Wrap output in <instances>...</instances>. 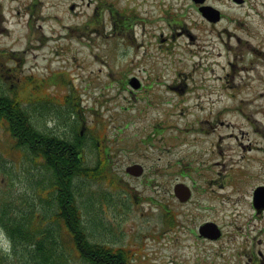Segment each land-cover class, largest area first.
Returning <instances> with one entry per match:
<instances>
[{
	"label": "rangeland",
	"instance_id": "obj_1",
	"mask_svg": "<svg viewBox=\"0 0 264 264\" xmlns=\"http://www.w3.org/2000/svg\"><path fill=\"white\" fill-rule=\"evenodd\" d=\"M204 3L221 18L208 22L193 0H0V90L21 98L33 125L60 131L73 122L79 128L77 107L89 169L98 166L97 125L110 127L108 135L119 137L133 158L142 149L150 169L160 168L145 175L143 182L153 180L143 190L123 175L125 164L119 174L135 190L119 179L99 183L96 176H75L71 183L86 239L129 249L128 264H248L252 247L260 257L250 264H264V211L256 213L251 199L264 183V0ZM112 7L128 14L127 33L108 27ZM132 74L142 84L134 93L126 85ZM149 83L152 92L144 89ZM34 85L43 88H37L38 101L63 96L78 105L61 99L35 114ZM4 126L0 122V204L31 210L32 224L46 222L42 227L54 230L61 254L52 264H88L71 250L75 241L59 219L57 193L47 188L42 166L23 170L27 163ZM194 153L207 164L206 178L221 168L226 180L214 197L213 182L203 188L195 177L193 228L180 226L172 189L177 181L190 183L181 170L199 167ZM43 184L46 190L36 191ZM206 220L227 233L202 239L197 227ZM38 222L36 238H44ZM0 230V264H24V249L15 251L7 230Z\"/></svg>",
	"mask_w": 264,
	"mask_h": 264
},
{
	"label": "trees",
	"instance_id": "obj_2",
	"mask_svg": "<svg viewBox=\"0 0 264 264\" xmlns=\"http://www.w3.org/2000/svg\"><path fill=\"white\" fill-rule=\"evenodd\" d=\"M26 82L30 81L26 79ZM147 84L144 89L152 92L151 83ZM38 87L43 89L41 85ZM37 88L35 87L34 92H31L33 95L31 104H33L35 114L40 111L41 115L50 108L56 107L62 100H66V97L61 96L60 102H58L59 98L42 95L44 101H38ZM66 102L73 107L78 105L71 99ZM21 104V98L18 95H9L4 92V89L0 90V122L5 125V130L9 132L10 138L13 140L12 147L22 153L27 163L23 170L26 173H31L32 163L34 166H42L43 172H40V175L45 174L43 178L49 180L47 188L53 190V196L57 193L55 198L58 204L59 219L63 220L70 229L72 234L70 240L75 241L83 260L88 264H128L129 255L124 247L112 248L109 244L92 243L86 239V232L80 223V212L72 193L75 190L71 187V183L75 176H96L97 178L99 174H109L106 160L102 159L105 163L103 161L99 163V170L97 167L89 169L84 157L80 154L81 142L79 143L76 138L79 140L81 138L75 132L78 130L75 123H67L68 128L61 129L59 133L48 127L39 129L33 125L31 116ZM76 109L75 113L78 115ZM33 176L35 177V174ZM43 180H40V183H43ZM33 182L36 184L35 180ZM38 186L36 191L46 190L44 184L40 188ZM15 210L11 203L0 204V225L7 230L14 250L16 251L20 247L22 250L24 249L22 255L19 256V261L24 264H52L54 255L61 254L55 251L57 241L54 230L50 226L42 227L46 222L37 220L39 227L45 229L46 237L36 238L39 235L37 234L39 230L35 225L37 222L32 224L34 216L31 217V210H19L18 212Z\"/></svg>",
	"mask_w": 264,
	"mask_h": 264
},
{
	"label": "flooded vegetation",
	"instance_id": "obj_3",
	"mask_svg": "<svg viewBox=\"0 0 264 264\" xmlns=\"http://www.w3.org/2000/svg\"><path fill=\"white\" fill-rule=\"evenodd\" d=\"M119 15L120 13L118 11H110L107 14V23L109 24L108 27H110L111 32L112 33H127L129 30V26L127 25H123L122 21L119 19ZM168 24V23H167ZM169 25V24H168ZM129 80L126 79V85H127V89L130 90L131 93H134V91H139L142 90V84L136 88V89H132L130 86H128ZM100 97V95H99ZM98 97V98H99ZM99 101V100H98ZM100 103V101H99ZM97 111V110H96ZM72 112V111H71ZM79 114H75V121H77L78 119V123H79V129L77 134L79 135H83V133L85 132V122L84 119L82 117V114L80 112H78ZM69 117V115L67 116ZM152 126V134L158 132L157 129H159L160 124H153ZM150 126V127H151ZM110 128V127H109ZM109 128L107 129V126H103L101 128V125H97L96 126V155L98 156V161H97V169H100V164L101 161H103L102 159L106 160V163L108 164V170H109V174H103V175H98L97 176V180L98 182H102V181H107L108 183L111 182V184H113V180L117 181L119 179V182H123L124 184L130 186L131 184L126 182L128 179H135L134 181H139L141 183L140 185V190L146 189L148 187V183L147 182H151V180H153L151 177L147 178L144 180L143 182V178L145 177V175H152L154 176V174L160 173V168L155 166L153 168L150 169L148 162L149 161V157L146 154L145 151H143L142 149H140V151L136 152V157L133 158L130 154V152H126L125 150V143L122 142V140L119 137H116L115 134L113 135H108V131ZM199 129H202V127H198ZM57 133H59L60 131H55ZM77 139V138H76ZM150 138L149 136L145 139V141H147V144H150L151 142L149 141ZM79 143L81 142V140H78ZM115 143V144H120V147L117 148H110V146ZM80 145L83 147V143H80ZM84 149V148H83ZM80 154H82V148L80 151ZM84 157V155H81ZM102 157V158H101ZM124 158H126V162H124ZM194 158L198 161L201 162V164L199 165V167H195L193 169V171H186L187 168L184 167L181 171H183L184 173L190 174L191 176V180L190 183L187 185L186 182L184 181H177V182H182L184 184H186L189 189H190V197L188 199L183 200L182 199V195L178 194L177 196H174L176 201L178 202V218H179V223L180 226L181 224L186 223L188 226H192L193 228L196 227V224L193 223L194 219H195V206L196 204H192V200H193V195H194V189H195V183H196V179L195 177H199L202 179L203 184L202 187L205 188L208 184H210L211 182V186L209 187V190L211 191V195L216 197V194H221L219 189H224V184L223 182H225V174L222 175L221 172V168H219L216 173H215V177L210 176L208 178H206V175L209 173L208 171V167L207 164L203 163L205 162V160L197 157V155L194 153ZM103 163H105L103 161ZM124 165V173L123 175H125V177H127L128 179H124L122 178V174H119L120 169H121V165ZM133 164H137L140 165L141 167H137L135 170L136 171H140L139 174L137 172H135L136 174H132L129 173L127 171V168L129 167V169H133L134 167H130ZM126 180V181H124ZM142 180V182H141ZM208 180V181H206ZM211 180V182L209 181ZM264 184V183H261ZM260 184V185H261ZM121 185V184H119ZM131 187L135 190L136 187L134 188L133 185H131ZM137 197V196H136ZM110 198V197H109ZM218 199V198H217ZM145 200L148 201V197L147 195H142L141 196V201ZM219 202L221 203L220 199H218ZM222 205V204H221ZM264 198H259L258 200V206H253V208L255 209L256 213H260L261 211H264ZM206 222V221H205ZM200 225V224H199ZM221 229V228H220ZM221 236L225 235L227 233V231H222L221 229ZM230 236V235H229ZM203 239V238H202ZM205 239V238H204ZM259 251V250H258ZM250 256H248L247 261L248 264H250V261L253 260V262L255 261V258L257 256L260 257V255L258 254V252H255L254 247H252V250L250 251Z\"/></svg>",
	"mask_w": 264,
	"mask_h": 264
},
{
	"label": "water",
	"instance_id": "obj_4",
	"mask_svg": "<svg viewBox=\"0 0 264 264\" xmlns=\"http://www.w3.org/2000/svg\"><path fill=\"white\" fill-rule=\"evenodd\" d=\"M194 1L201 3V5L199 6V10L205 18H207L208 20H210L212 22L217 21L219 19L220 13H219V11H217L216 8H213L210 5L202 4L204 2V0H194ZM237 1H239V0H237ZM130 170H132V169L130 168ZM135 172H137L139 174L138 171H134L132 173L136 174ZM262 191H263L262 187H257L254 191V198L253 199H254V205H256V206H258L259 198H264V195H262ZM173 192L176 195L181 194L183 200H185L188 197V188L182 183L176 184L174 186ZM219 231L220 230L215 223L206 222L199 227L198 233H200L201 235L208 236L210 238H217L220 235Z\"/></svg>",
	"mask_w": 264,
	"mask_h": 264
},
{
	"label": "clouds",
	"instance_id": "obj_5",
	"mask_svg": "<svg viewBox=\"0 0 264 264\" xmlns=\"http://www.w3.org/2000/svg\"><path fill=\"white\" fill-rule=\"evenodd\" d=\"M0 236H3V232H2V230H0ZM3 251H4L5 253H10V251H11L10 245H5V246L3 247Z\"/></svg>",
	"mask_w": 264,
	"mask_h": 264
}]
</instances>
